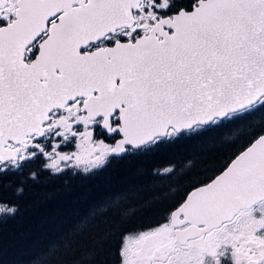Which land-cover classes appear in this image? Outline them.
I'll return each mask as SVG.
<instances>
[{
  "label": "snow or ice",
  "instance_id": "snow-or-ice-1",
  "mask_svg": "<svg viewBox=\"0 0 264 264\" xmlns=\"http://www.w3.org/2000/svg\"><path fill=\"white\" fill-rule=\"evenodd\" d=\"M162 147L158 178L232 150L110 262L97 212L40 264H264V0H0V186Z\"/></svg>",
  "mask_w": 264,
  "mask_h": 264
}]
</instances>
